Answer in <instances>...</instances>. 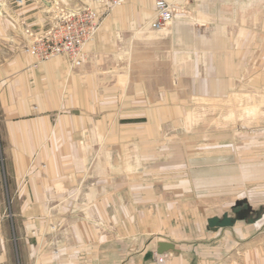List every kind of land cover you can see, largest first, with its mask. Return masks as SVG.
<instances>
[{
	"label": "crops",
	"instance_id": "0c3cea01",
	"mask_svg": "<svg viewBox=\"0 0 264 264\" xmlns=\"http://www.w3.org/2000/svg\"><path fill=\"white\" fill-rule=\"evenodd\" d=\"M167 1L176 11L187 4L208 29L176 12L155 33L148 26L154 0H125L107 14L102 0H0V264H156L159 241L175 247L165 264H264V212L248 197L225 210L251 208L232 226L205 224L216 243L181 242L172 231L129 240L146 235L130 221L156 210L146 208L154 200H146L147 188L158 181L145 178L143 157L156 153L149 139L161 135L162 108L176 105L179 80L187 90L226 89L224 76L237 73L227 71L228 59L240 51L226 45L227 24L241 6H264ZM84 6L96 9L101 25L79 66L64 56L36 63L24 51V27L43 33L59 13ZM161 50L164 67L154 62Z\"/></svg>",
	"mask_w": 264,
	"mask_h": 264
},
{
	"label": "rangeland",
	"instance_id": "374dc122",
	"mask_svg": "<svg viewBox=\"0 0 264 264\" xmlns=\"http://www.w3.org/2000/svg\"><path fill=\"white\" fill-rule=\"evenodd\" d=\"M186 5L176 12L190 20L195 29L207 30L203 20ZM253 7L241 6L235 25L227 24L226 45L241 52L228 59L227 71L236 68L237 73L224 76L226 89L187 90L179 80L176 105L162 108L161 135L149 139L156 153L143 157L145 178L158 181L147 188V196H153L146 200H154L147 201L146 208L156 204V210L147 211L153 215L150 218L130 221L131 230L146 233L129 236L131 242L153 237L148 234L153 231H172L170 235L181 242L216 243L217 233L205 228L206 217L225 210L231 213L237 197H248L264 212V6ZM239 35L252 41L232 42ZM167 57L164 50L158 52L156 66H166ZM143 60L146 66L150 63L146 57ZM153 163L160 165L155 168ZM146 241L149 244L151 239ZM180 244L185 250L190 247Z\"/></svg>",
	"mask_w": 264,
	"mask_h": 264
},
{
	"label": "built area",
	"instance_id": "2783aa9c",
	"mask_svg": "<svg viewBox=\"0 0 264 264\" xmlns=\"http://www.w3.org/2000/svg\"><path fill=\"white\" fill-rule=\"evenodd\" d=\"M125 0H102L104 13L121 6ZM176 7L167 0H154V14L149 21L150 30H163L175 16ZM101 25V17L96 9L84 6L76 11L59 13L55 23L43 33H35L24 27L27 42L24 51L35 58L36 63L47 61L56 56H64L70 66H79L84 57L85 47L94 41ZM156 264H165L170 253L153 250Z\"/></svg>",
	"mask_w": 264,
	"mask_h": 264
},
{
	"label": "water",
	"instance_id": "95a60500",
	"mask_svg": "<svg viewBox=\"0 0 264 264\" xmlns=\"http://www.w3.org/2000/svg\"><path fill=\"white\" fill-rule=\"evenodd\" d=\"M243 204H247L246 199L237 200L234 203L233 208L241 207ZM250 212L251 208L249 205H247L245 208L236 211L234 215H229V213L225 211L220 216H210L206 219L207 229L214 230L220 227L232 226L235 220L243 219ZM156 251L158 253L175 251V247L174 244L171 242L159 241L156 242Z\"/></svg>",
	"mask_w": 264,
	"mask_h": 264
}]
</instances>
